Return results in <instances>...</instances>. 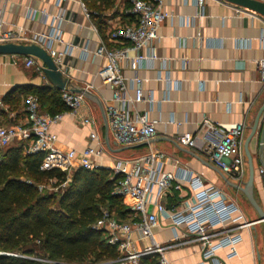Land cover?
<instances>
[{"label": "crops", "instance_id": "0c3cea01", "mask_svg": "<svg viewBox=\"0 0 264 264\" xmlns=\"http://www.w3.org/2000/svg\"><path fill=\"white\" fill-rule=\"evenodd\" d=\"M127 4V0H111L108 6L100 0H0V14L5 27L22 37L19 43H27L33 33L48 31L53 17L60 14L55 25L61 29L63 41L55 43V48L63 50L70 45L71 50L63 57L59 68L74 86L93 93L104 108L106 103L117 102H112L113 90L102 83L97 74L105 59L93 53L101 42L113 45L109 41L112 28L132 23L131 17L125 15ZM237 7L240 6L225 0H205L203 10L199 11L195 0H163L167 16L152 43L156 57L154 66H143L137 72L142 78L145 99L128 103L131 112L136 110L153 122L155 137L140 144L120 146L112 139L94 100L85 97L82 112L96 120L93 128L103 139L104 146L102 157L96 160L103 167H111L117 159L140 157L151 149H158L175 157L205 184L218 187L226 200L238 206L243 220L248 223L231 232L237 255L226 258L227 249H219L218 258L222 264H264V226L238 188L248 179L249 155L254 169L253 197L264 211V186L257 173L258 166H264V109L256 130L251 133L264 106V82L257 65V61L264 58V17L258 13L253 16V11L239 12ZM13 56L0 54V125L3 126L26 123L25 99L35 94L23 86L51 85L43 73L25 67L21 61L14 63ZM123 73L127 77L132 74L127 68ZM8 93L10 95L4 100ZM129 94L133 95V91ZM149 97L152 102L148 101ZM39 104L42 112L47 113L46 106L40 101ZM203 119L213 123L216 131L202 127ZM242 122L245 123L246 173L240 182L223 172L206 149L188 147L178 140L183 135L199 134L208 146ZM50 130L57 136L56 145L65 150L81 151L90 142L91 127L83 125L70 113H64ZM17 141L21 140L14 142ZM171 169L167 165L166 170ZM177 186L173 183L164 197L168 213L180 209L189 198L186 187ZM124 203L130 209L126 200ZM168 223V220H161L160 225L153 227L157 242L170 240L172 229ZM137 244L142 247L148 245V241L141 239ZM165 259L167 264L212 263L202 258L198 242L168 249Z\"/></svg>", "mask_w": 264, "mask_h": 264}, {"label": "built area", "instance_id": "2783aa9c", "mask_svg": "<svg viewBox=\"0 0 264 264\" xmlns=\"http://www.w3.org/2000/svg\"><path fill=\"white\" fill-rule=\"evenodd\" d=\"M130 13L134 20L130 24H119L109 32L108 46L101 42L94 50V56L103 57L104 65L98 70L102 83L112 90V102L106 103L104 113L106 125L114 142L120 146L136 145L149 141L156 135V129L147 116L131 110L128 103L140 102L145 99L142 89V78L137 74L143 66L153 67L156 57L152 52V43L158 36V28L167 16L163 9V0H128ZM199 11L203 10L205 0H195ZM85 8L84 3H81ZM237 11L250 13L247 8L237 7ZM256 12H252L256 16ZM45 18L47 14L43 12ZM61 15L53 17L48 31L33 33L27 43L41 46L52 57L59 67L63 57L71 46L57 50L55 43H61L62 33L55 21ZM22 37L11 28H6L0 14V44L21 42ZM21 61L25 67H31L43 73V65L33 56H13V62ZM260 79L264 82V58L257 61ZM127 68L132 74L124 75ZM133 91V95L129 91ZM61 101L67 109L54 114L42 112L39 100L35 95H27L25 99L26 123L23 125H0V148L6 147L15 140L25 141L27 152L40 153L42 160L39 169H59L70 173L77 168L93 169L103 167L96 159L103 155V139L93 127L96 120L82 112L85 96L81 93L61 90ZM152 102V98H148ZM64 113L75 116L80 123L91 127L89 144L77 151L73 148L62 149L56 145L57 136L50 129L62 119ZM202 127L216 131L215 125L203 119ZM245 123L235 125L226 131L216 143L205 146L199 134L183 135L178 138L180 143L188 147L206 149L210 158L217 163L226 174L241 181L246 173L243 158V139ZM170 165L171 170L166 167ZM113 173V192L121 195L130 207V218L120 221L108 210L104 209L101 216L93 224V228L104 231L107 242L114 245L117 256L114 259L88 262L86 264H139L142 256L157 254L159 264H167L165 253L168 249L191 242H198L204 260L211 264H222L217 250L227 249L226 258L237 255L236 243L231 236L233 229L246 226L238 206L229 202L222 191L212 184H205L201 177L191 169L180 165L175 157L151 149L140 157L117 159L111 167ZM264 186V166L257 168ZM186 187L189 198L182 203L180 209L168 213L164 204L166 193L173 187ZM41 188V185H40ZM161 220H168L172 236L166 243L155 240L152 229L160 225ZM232 224L235 226L228 227ZM183 229V230H181ZM146 239L148 245L139 247L137 241ZM11 256H23L18 253H3ZM45 264H54L49 259H38Z\"/></svg>", "mask_w": 264, "mask_h": 264}, {"label": "trees", "instance_id": "16d2710c", "mask_svg": "<svg viewBox=\"0 0 264 264\" xmlns=\"http://www.w3.org/2000/svg\"><path fill=\"white\" fill-rule=\"evenodd\" d=\"M102 2L108 6L111 0ZM125 15L134 20L130 13ZM23 87L38 97L47 113L67 109L61 91L52 85ZM14 143L0 148V251L23 256L0 254V264H45L40 258L54 264H86L116 258L104 231L93 228L104 209L120 221L130 217L124 197L113 192L111 169L77 168L62 187L66 172L40 170L42 155L25 151V141ZM139 264H159L158 255L142 256Z\"/></svg>", "mask_w": 264, "mask_h": 264}, {"label": "water", "instance_id": "95a60500", "mask_svg": "<svg viewBox=\"0 0 264 264\" xmlns=\"http://www.w3.org/2000/svg\"><path fill=\"white\" fill-rule=\"evenodd\" d=\"M225 1L230 2L234 5L240 6V7H245L264 17V0H225ZM0 54L33 56L37 58L38 60H40L43 65V74L46 77L47 81L54 88L60 91L68 90L72 92L81 93L85 97L94 100L101 109L104 122L106 125V117L104 113V108L100 100L93 93H91L88 89L84 87L74 86L71 80L63 74L61 69L53 61L52 57L41 46L35 43H15V42L2 43L0 44ZM263 109H264V106L259 111L254 121V124L251 127V133H254V131L256 130L259 117ZM261 141H262V138H261ZM259 149L261 151V144H260ZM247 157H248V179L242 185H239L238 188L245 194L249 203L255 209L258 215V220L261 221L264 226V211L257 204V202L255 201L253 197V193H252L254 169L251 163L250 156L247 155Z\"/></svg>", "mask_w": 264, "mask_h": 264}, {"label": "rangeland", "instance_id": "374dc122", "mask_svg": "<svg viewBox=\"0 0 264 264\" xmlns=\"http://www.w3.org/2000/svg\"><path fill=\"white\" fill-rule=\"evenodd\" d=\"M13 145H16V143H12L10 146H13ZM25 151H27V148L26 149H24ZM71 175H72V172H70V173H67V180L62 184V187H65L67 184H68V182L70 181V179H71ZM20 179H22V180H25L26 179V176H24V175H20V177H19ZM47 186H50V184L49 183H47ZM88 262H91V263H93V262H95V261H93V260H90V261H88Z\"/></svg>", "mask_w": 264, "mask_h": 264}]
</instances>
